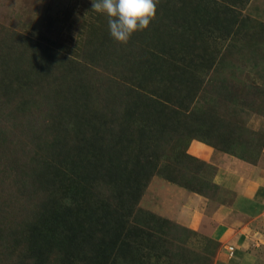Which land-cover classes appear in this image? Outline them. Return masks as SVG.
Segmentation results:
<instances>
[{
  "label": "rangeland",
  "instance_id": "1",
  "mask_svg": "<svg viewBox=\"0 0 264 264\" xmlns=\"http://www.w3.org/2000/svg\"><path fill=\"white\" fill-rule=\"evenodd\" d=\"M108 19L0 0V264H220L180 212L216 193L196 146L263 160L264 0H157L126 44Z\"/></svg>",
  "mask_w": 264,
  "mask_h": 264
},
{
  "label": "crops",
  "instance_id": "2",
  "mask_svg": "<svg viewBox=\"0 0 264 264\" xmlns=\"http://www.w3.org/2000/svg\"><path fill=\"white\" fill-rule=\"evenodd\" d=\"M194 151L207 156L216 193L190 192L182 221L218 243L220 264H264V152L253 164L208 145Z\"/></svg>",
  "mask_w": 264,
  "mask_h": 264
},
{
  "label": "clouds",
  "instance_id": "3",
  "mask_svg": "<svg viewBox=\"0 0 264 264\" xmlns=\"http://www.w3.org/2000/svg\"><path fill=\"white\" fill-rule=\"evenodd\" d=\"M93 11L105 14L112 38L126 44L149 28L157 15V0H92Z\"/></svg>",
  "mask_w": 264,
  "mask_h": 264
},
{
  "label": "trees",
  "instance_id": "4",
  "mask_svg": "<svg viewBox=\"0 0 264 264\" xmlns=\"http://www.w3.org/2000/svg\"><path fill=\"white\" fill-rule=\"evenodd\" d=\"M102 125H103V123H101ZM99 126H100V123H99ZM104 131H100L99 130V132H98V136H99V139H100V141H102L103 139H104V137H105V135H104V133H103ZM58 248H60V247H58ZM61 249V248H60Z\"/></svg>",
  "mask_w": 264,
  "mask_h": 264
}]
</instances>
